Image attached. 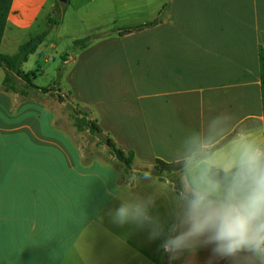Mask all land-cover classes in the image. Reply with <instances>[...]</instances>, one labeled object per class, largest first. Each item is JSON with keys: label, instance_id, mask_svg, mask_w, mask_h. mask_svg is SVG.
<instances>
[{"label": "crops", "instance_id": "obj_1", "mask_svg": "<svg viewBox=\"0 0 264 264\" xmlns=\"http://www.w3.org/2000/svg\"><path fill=\"white\" fill-rule=\"evenodd\" d=\"M129 3L148 8L153 0ZM150 10L149 27L117 35L137 88L147 144L145 156L133 155L137 162L128 172L98 157L82 164L86 149L80 138L90 135L89 128L81 137L68 130L47 98L59 94L74 109V126L78 116L97 127L90 147L101 142L103 155L106 140L118 146L114 129H107L123 124L118 94L100 91L92 98L93 89L83 85L90 73L81 70L82 77L67 74L63 83L36 84L44 96L39 100L24 97L4 89L6 70L0 65V264H245L244 253L224 258L212 245L165 252L161 243L178 209L173 185L180 184L173 179L181 182L183 168L165 180L131 174H145L151 160L183 162L189 142L209 135L214 123L225 139L244 130L264 136L258 61L264 0H155ZM5 29L0 52L12 54L3 51ZM103 70L111 72L112 66ZM129 192L154 197L150 211L164 225V235L153 239L148 225L113 222L111 212Z\"/></svg>", "mask_w": 264, "mask_h": 264}, {"label": "clouds", "instance_id": "obj_2", "mask_svg": "<svg viewBox=\"0 0 264 264\" xmlns=\"http://www.w3.org/2000/svg\"><path fill=\"white\" fill-rule=\"evenodd\" d=\"M207 136L189 142L179 189L173 185L176 222L161 243L175 254L197 244L212 245L214 254L245 264H264V136L244 130L225 139L210 126ZM152 196L129 192L111 212L113 222L148 225L150 238L164 235V225L151 214Z\"/></svg>", "mask_w": 264, "mask_h": 264}, {"label": "rangeland", "instance_id": "obj_3", "mask_svg": "<svg viewBox=\"0 0 264 264\" xmlns=\"http://www.w3.org/2000/svg\"><path fill=\"white\" fill-rule=\"evenodd\" d=\"M129 1L132 0H14L13 12L5 29L3 51L13 54L31 36L44 33V39L34 52L27 55L20 70L35 73V84L41 86H47L50 82H55V85L58 81L63 83L67 74L82 77L81 70L90 73L83 85L93 89L90 90L92 98L99 96L100 91L105 96L118 94L123 124L108 125L107 128L110 131L114 129L111 134L115 136L117 147L126 154L132 151L133 155L145 156L146 137L135 103L137 88L126 67L123 46L116 31L119 27L151 19L154 11L150 9L151 5L155 6V0L148 8L137 7V3ZM81 39H86L88 44H82ZM73 57L76 58L74 61ZM108 65L112 66L113 71L103 70ZM1 75L3 72L0 69ZM71 98L79 106L84 103L83 99ZM50 104L61 115L65 127L75 130L76 135L81 137L73 125L74 109L64 99L61 102L55 97L48 99ZM110 115L120 116L116 113ZM131 162L130 165H135L137 161L133 159ZM150 164V168L155 165L153 160ZM173 181L180 184L179 180Z\"/></svg>", "mask_w": 264, "mask_h": 264}, {"label": "trees", "instance_id": "obj_4", "mask_svg": "<svg viewBox=\"0 0 264 264\" xmlns=\"http://www.w3.org/2000/svg\"><path fill=\"white\" fill-rule=\"evenodd\" d=\"M12 0H0V44L2 40V36L4 33V29L6 26L7 16L10 11ZM153 22L146 21L137 25L127 26L117 29V35L122 36L139 29H143L149 27ZM45 34L41 33L35 36H31L27 41L21 43L18 47V50L13 54H4L0 52V60L4 61L9 68L17 71V73L27 81V84L17 80L15 77L8 74L6 71L4 73L3 78V86L5 90L8 91H17L20 95L24 97L43 98L44 96L37 90L36 84L33 82L34 73L33 72H24L20 70V65L23 61L26 60L27 55L35 51L39 42L44 39ZM87 40L81 39V43H85ZM258 61H259V78H260V87H261V102L262 109L264 111V51L259 48L258 51ZM1 65V62H0ZM55 85V82L51 84ZM44 91L47 89L45 87L42 88ZM55 97L59 101H62V97L59 94L51 93L47 98ZM75 126L80 133H84L86 128H89L90 135L82 136V140L80 143L84 144L86 152L84 156H82V164H87L90 160L94 159V157L101 158L105 162L109 163L112 167H116L121 165V167H125V170L128 172L130 167V162L133 157L132 151H129L126 154L123 150L118 148L115 143L111 140H106V145H104L105 151H103V155L99 154V149L97 148L100 142H96L94 144V148H91V142L94 140L93 134L97 133V127L92 124H87L86 119L84 117L75 116ZM153 164H155L152 168L145 169L146 177L153 178L157 177L159 180H165L172 178L175 173L183 168V162H174V163H164L159 160H154ZM142 172H134L131 174L133 178L137 176H143Z\"/></svg>", "mask_w": 264, "mask_h": 264}, {"label": "water", "instance_id": "obj_5", "mask_svg": "<svg viewBox=\"0 0 264 264\" xmlns=\"http://www.w3.org/2000/svg\"><path fill=\"white\" fill-rule=\"evenodd\" d=\"M1 64L4 66L5 70L12 76H14L15 78L19 79L20 81H23L25 83H27V81L25 79H23L18 73L17 71L9 68V66L2 60H0ZM28 84V83H27Z\"/></svg>", "mask_w": 264, "mask_h": 264}]
</instances>
